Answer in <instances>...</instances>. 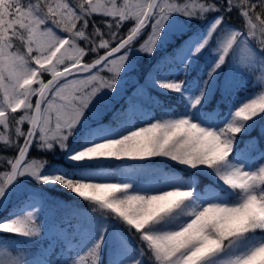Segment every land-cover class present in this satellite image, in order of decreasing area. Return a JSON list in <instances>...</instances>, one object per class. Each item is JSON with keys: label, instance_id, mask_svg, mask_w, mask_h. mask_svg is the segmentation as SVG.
<instances>
[{"label": "snow or ice", "instance_id": "6c2138e0", "mask_svg": "<svg viewBox=\"0 0 264 264\" xmlns=\"http://www.w3.org/2000/svg\"><path fill=\"white\" fill-rule=\"evenodd\" d=\"M257 127L264 0H0V264H264Z\"/></svg>", "mask_w": 264, "mask_h": 264}, {"label": "trees", "instance_id": "16d2710c", "mask_svg": "<svg viewBox=\"0 0 264 264\" xmlns=\"http://www.w3.org/2000/svg\"><path fill=\"white\" fill-rule=\"evenodd\" d=\"M93 19H95V20H100V19H104V17H101V16H95V17H93ZM232 21H234V22H238V23L240 24V21L237 20L235 17L232 18ZM96 22H97V21H96ZM97 24H99V23L97 22ZM245 84H250V82H247V83H245ZM118 106H119V105L117 104V107H118ZM253 134L256 135V136L258 137V139L260 138V129H259V127L254 128V129H253L250 133H248L247 135H244L243 133L238 134V135L240 136L241 141H243V140H247V139H249L250 136L253 135ZM239 147H241V148L244 147V145H243L242 142L239 144ZM52 198H53V199H59V200L71 201L72 196H71V194L68 193L67 191H56V192H53V193H52Z\"/></svg>", "mask_w": 264, "mask_h": 264}, {"label": "rangeland", "instance_id": "374dc122", "mask_svg": "<svg viewBox=\"0 0 264 264\" xmlns=\"http://www.w3.org/2000/svg\"><path fill=\"white\" fill-rule=\"evenodd\" d=\"M87 90H90V88H89V89H87Z\"/></svg>", "mask_w": 264, "mask_h": 264}]
</instances>
